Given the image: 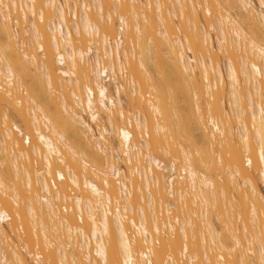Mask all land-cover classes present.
I'll list each match as a JSON object with an SVG mask.
<instances>
[{
	"label": "bare ground",
	"instance_id": "bare-ground-1",
	"mask_svg": "<svg viewBox=\"0 0 264 264\" xmlns=\"http://www.w3.org/2000/svg\"><path fill=\"white\" fill-rule=\"evenodd\" d=\"M262 186L264 0H0V264H264Z\"/></svg>",
	"mask_w": 264,
	"mask_h": 264
},
{
	"label": "rangeland",
	"instance_id": "rangeland-1",
	"mask_svg": "<svg viewBox=\"0 0 264 264\" xmlns=\"http://www.w3.org/2000/svg\"><path fill=\"white\" fill-rule=\"evenodd\" d=\"M115 18H116V15L114 16ZM175 18V17H174ZM175 20L177 21V19L175 18ZM115 22L117 23V19L115 20ZM117 27V26H116ZM181 34V33H180ZM225 58V57H224ZM224 58H223V56L221 57V59H223V60H221V61H223V62H221L222 63V65H223V67L225 68V63H224ZM224 101H225V104L224 105H227L228 103H226V102H228V100H227V98H225L224 99ZM182 102H180V104H181ZM223 105V106H224ZM228 106V105H227ZM227 106H225V108L227 107ZM21 139H22V137H21ZM164 154V153H163ZM166 155V154H165ZM169 157V156H168ZM41 166V165H40ZM49 178V177H48ZM262 192L264 193V187L262 186ZM6 227H7V229L9 228L7 225H6ZM23 229V228H22ZM21 231V228L19 229V232ZM20 234L22 235V237L20 236L19 237V239H18V237H16V236H14V235H12V240L15 242H17V244L19 245V250H22L21 249V247H22V244H23V246L25 245L26 246V251L28 250L29 252H32V251H34V249L36 248V246H35V248L33 247V246H31V247H33L32 248V250H31V248H28L29 246H27L24 242H25V240H23L22 241V239H23V237H25V236H23L24 235V232H20ZM17 238V239H16ZM19 240V241H18ZM20 241H22V243L20 242ZM13 242V243H14ZM16 242H15V244H16ZM17 245V246H18ZM28 248V249H27ZM39 248H37V250H38ZM24 254L25 255H27V257H28V254H27V252H24ZM30 259V258H29ZM30 261V260H29Z\"/></svg>",
	"mask_w": 264,
	"mask_h": 264
},
{
	"label": "built area",
	"instance_id": "built-area-1",
	"mask_svg": "<svg viewBox=\"0 0 264 264\" xmlns=\"http://www.w3.org/2000/svg\"><path fill=\"white\" fill-rule=\"evenodd\" d=\"M25 143L28 144V142H25ZM51 184H52L53 187H56V186H55V183H54L53 180H51ZM62 210H63V211H66L65 208H62ZM22 251L25 252L26 250H24V249L22 248ZM33 253H34V252H33ZM30 257L33 258L34 256H30Z\"/></svg>",
	"mask_w": 264,
	"mask_h": 264
}]
</instances>
